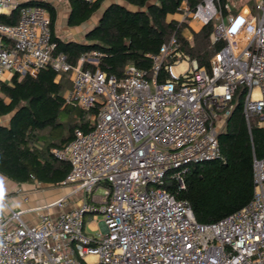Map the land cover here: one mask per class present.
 Returning <instances> with one entry per match:
<instances>
[{
  "label": "built area",
  "instance_id": "1",
  "mask_svg": "<svg viewBox=\"0 0 264 264\" xmlns=\"http://www.w3.org/2000/svg\"><path fill=\"white\" fill-rule=\"evenodd\" d=\"M17 5L0 0V14ZM176 19L183 28L217 21L212 40L224 45L210 69L188 57L190 70L177 76L167 65L165 82L162 66L183 58L176 32L151 69L129 64L118 78L85 67L104 56L98 50L77 66L63 52L53 57L51 17L39 5L22 7L15 24L0 22V84L37 76L50 63L58 81L71 71L66 104L90 112L92 126L52 150L70 163L62 185L73 189L33 209L37 224L11 208L8 214L0 198V264H264V157L254 159L251 202L211 224L199 223L189 202L164 187L169 176L184 189L189 165L221 157L219 133L239 90L248 125L257 117L264 128V0H181ZM77 194L86 199L70 207ZM87 214L101 232H87Z\"/></svg>",
  "mask_w": 264,
  "mask_h": 264
},
{
  "label": "trees",
  "instance_id": "2",
  "mask_svg": "<svg viewBox=\"0 0 264 264\" xmlns=\"http://www.w3.org/2000/svg\"><path fill=\"white\" fill-rule=\"evenodd\" d=\"M70 5L68 24L77 27L88 21L103 6L98 24L86 33L85 41L63 40L56 33V6L45 0H29L18 4L10 14H0V22L15 24L25 6L39 5L51 17L53 57L66 54L68 62L77 66L82 55L98 50L104 53L98 63L86 68H101L107 75L122 78L126 66L134 64L151 69L152 56L176 32L182 57L197 59L210 69V62L224 45L213 42L215 22L194 32L193 41L179 27L176 11L181 0H67ZM225 1V0H224ZM159 72V81L168 79L166 66ZM70 72L58 73L48 64L37 76L16 75L11 84H0V117L9 116L0 124V175L24 184L38 182L60 186L71 170L68 161L59 159L52 150L64 148L76 129H92L90 112L66 104V91L73 80ZM244 93L234 99V109L219 133L221 157L189 165L185 172V188L169 176L164 187L179 199L189 202L196 220L202 224L217 222L247 206L254 196V159L264 157V128L253 117L250 126L243 107ZM172 171L171 173H173ZM104 186H107L106 184Z\"/></svg>",
  "mask_w": 264,
  "mask_h": 264
},
{
  "label": "rangeland",
  "instance_id": "3",
  "mask_svg": "<svg viewBox=\"0 0 264 264\" xmlns=\"http://www.w3.org/2000/svg\"><path fill=\"white\" fill-rule=\"evenodd\" d=\"M55 2H57V7L59 8V13H58V20L56 22V33L57 35L63 39V40H77V41H85L86 40V33L94 28L98 22L99 19L103 13V9L105 8V5L96 13H94L92 15V17L86 21L85 23H83L80 26L77 27H70L68 24V15H69V8H66L65 6V1L67 0H54ZM62 1V2H59ZM241 0H235V2H240ZM247 1L250 0H242L243 3H247ZM249 4H251L252 8L254 7L253 2H248ZM234 11L236 10L235 7H233ZM217 22V21H215ZM200 26L198 25L196 28L194 27H185L184 31L185 34L187 35L188 38L192 37V40H190L191 42L194 39V32L199 31ZM173 67V72L175 75L177 76H181L183 74H185L187 71L190 70V59L188 57H183L182 59L175 61L172 63ZM69 77L71 78V80H73V73H70ZM71 89V86L67 89L69 90ZM67 93V91H66ZM9 121V116H4V117H0V124H7ZM36 184H40L41 188L46 190L47 193H49L51 196H53V201L63 197L65 194H67L68 192H70L73 187L72 186H53V185H46V184H41L38 182H35ZM105 193V187L103 184L99 185L95 191V201L97 202H101L102 199L100 197H102V195ZM86 199L84 194H77L75 196H73L71 198V204L72 206L77 205L78 202L82 201ZM98 217V220L101 221L104 219V214L103 213H98L96 215ZM91 215L87 214L86 215V227L87 230H90V233H97V232H101V227H96L95 229H92L90 227V223H92L91 220Z\"/></svg>",
  "mask_w": 264,
  "mask_h": 264
},
{
  "label": "crops",
  "instance_id": "4",
  "mask_svg": "<svg viewBox=\"0 0 264 264\" xmlns=\"http://www.w3.org/2000/svg\"><path fill=\"white\" fill-rule=\"evenodd\" d=\"M13 1L17 4H22L29 0H13ZM45 1L52 2L56 6L57 12L59 13V8L57 7L58 1L57 2H55L54 0H45ZM65 6L66 8H69V15H70V5L68 1H65ZM198 25H199L198 23L192 22L193 27L196 28ZM201 28L202 27L200 26L199 29ZM0 198L5 200L6 203H4V208L8 214H10L11 211L10 208L15 211L22 212L23 219L30 225H35L38 222L37 215L32 210L47 203H51L53 202L54 199L53 196H51L49 193L46 192V190L41 188L40 184L38 185L35 182L18 184V183H14L13 181L7 179L2 175H0ZM70 207H73L72 204L70 205ZM58 212H59L58 210H55V214H57ZM90 227L92 229H95V224L93 222L90 223ZM87 232L90 233V230L89 231L87 230Z\"/></svg>",
  "mask_w": 264,
  "mask_h": 264
},
{
  "label": "water",
  "instance_id": "5",
  "mask_svg": "<svg viewBox=\"0 0 264 264\" xmlns=\"http://www.w3.org/2000/svg\"><path fill=\"white\" fill-rule=\"evenodd\" d=\"M204 162H208V161H200V163H204Z\"/></svg>",
  "mask_w": 264,
  "mask_h": 264
}]
</instances>
